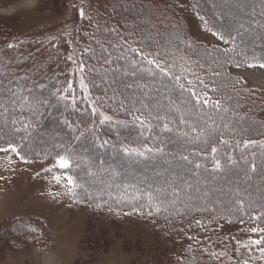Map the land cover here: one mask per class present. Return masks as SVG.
<instances>
[{
  "label": "rangeland",
  "instance_id": "1",
  "mask_svg": "<svg viewBox=\"0 0 264 264\" xmlns=\"http://www.w3.org/2000/svg\"><path fill=\"white\" fill-rule=\"evenodd\" d=\"M111 6L119 10L122 16L120 22L130 26L128 28H134L136 32H150L154 42L152 48L155 50L162 44L171 46L181 40L178 34L185 35L188 41L197 47L190 48L195 56L202 58L195 52L205 49L213 54L211 57H204L210 62L214 60L211 63L222 60L219 52L229 45L217 40L207 31L200 16L205 17L213 30L219 29L221 25L230 26L243 22L245 27L251 26L255 31L245 33L244 43L240 47L249 58L254 54L260 62H264V39L260 38L262 30L258 27L259 23H264V7L261 6L260 0H0V43L30 37L51 42L53 38L59 41L61 36L66 37L72 41L67 48L72 57L70 63L76 66L75 70L80 75L79 40H84L83 33L88 28L90 17L96 12L108 11ZM81 8L84 10L83 17L79 15ZM102 53L104 57L109 55L105 50ZM116 56L123 61L120 67H115L113 72H99L97 80L105 87L103 93L109 90L111 96L120 95L124 100L128 95L136 96L149 102L151 109L161 116H167L170 110L175 109L166 97H170L176 106L187 100L184 95L177 93L171 84L168 85L166 79L151 75L145 68L134 69L132 62L124 64L128 57L119 51ZM222 56L224 60L228 58ZM241 59V56H236L237 61ZM4 63L5 60H2L0 64ZM217 68L214 70L223 73L222 69ZM225 68L230 78L243 77L244 82L238 85L242 90L249 92L245 97L256 96L257 100L264 102V68L245 66L237 69L231 63L225 65ZM133 72L136 73L135 76L131 74ZM141 74L145 77L140 78L138 75ZM68 76L70 78L62 79L61 86L73 82L70 80L73 75L70 73ZM14 77H10L13 82ZM25 83L29 85L30 82ZM141 85L147 87L141 88ZM77 87L80 88L79 81ZM87 99L91 101L88 94ZM241 99L244 101L245 98L242 96ZM248 101L247 99L244 102ZM103 110L99 109L109 115L105 111L107 109L105 112ZM110 114L115 115L113 112ZM177 114L179 116V113ZM40 118L38 130L30 141L32 149L25 147L28 162L11 152L0 153V264L191 262V258L196 254L189 250L187 243L181 242V233H174V222L162 217L128 215L125 212L117 213L107 208H97L91 199L83 195L73 198L65 187L67 181L64 177L68 175L66 169L56 165L57 155L27 157V152L30 153L33 149H40L44 154L52 149L55 152L61 149L69 150L80 142L78 136L73 135L74 129H79L74 115L71 118L69 115L63 118L48 106ZM65 119L72 127L64 124ZM190 119L192 121V118ZM261 119L264 120V110ZM192 122L197 124L198 134H205V129L212 125V121L207 125H198L197 119ZM262 122L258 119H247L250 137L261 136L258 133L261 131ZM10 135L11 128L6 126L3 117H0V145L3 142L2 146H5ZM166 136L172 142H180L153 163L135 166L129 162L125 165L117 162V154L114 151H111V155L96 154V148L85 147L83 152L87 154L83 153L84 155L77 157L78 165L84 170L83 175H78L79 181L83 182L85 175L86 185L106 195L118 182L125 184L144 181L145 185L163 184L165 179H173L174 174H179L193 185L191 195L202 197L194 200L196 205H201L202 200H207L210 206L220 208L228 200H233V204L237 199L246 203L249 198L264 204V171L241 174L224 184L223 178L219 179L216 174L206 175L203 171H198L199 175L196 176L193 171L189 175L188 163L183 165L179 156L184 154L183 149L187 148L190 142L180 140L181 134L175 131ZM15 140L21 143L17 138ZM169 164H175L176 167L170 169L167 167ZM113 172H119L120 175L114 176ZM56 175L62 177L59 183L54 179ZM196 187L200 188V192H196ZM83 190L80 188V191ZM205 191L209 196L203 197ZM185 196L186 193L181 192L183 199ZM250 237L257 238L250 234L244 224L226 222L219 226L205 244V251L210 256H213L212 253L216 254L213 256L214 260L196 257V264H244L245 260L248 264H264V258H261L255 247L249 252L242 246Z\"/></svg>",
  "mask_w": 264,
  "mask_h": 264
},
{
  "label": "trees",
  "instance_id": "2",
  "mask_svg": "<svg viewBox=\"0 0 264 264\" xmlns=\"http://www.w3.org/2000/svg\"><path fill=\"white\" fill-rule=\"evenodd\" d=\"M121 14L119 10H116L114 7H108V11L104 13L96 12L94 13L89 21H88V28L85 29L83 33L84 40H79L80 43V64L81 62L85 66L84 73L77 74V70H75L74 65L70 63V54L67 50L70 43L72 42L66 37H62L59 41H55L54 38L51 39V42L40 41L37 37H30L22 40L17 41H5L0 43V63L2 60H5L3 65L0 64V81L3 82L5 86L8 85L7 79L10 77H14V82L12 87L22 86L29 89H33V94L38 95L44 98H49V107L51 111L55 112L59 116L67 117V115L72 117L74 115L76 124L79 126V129L74 131L75 136H79V132L85 130L86 128H92L96 135L101 137L102 140H108L109 144L105 145L104 147H100L99 143L93 137V135L89 132H85L84 136H79V143L77 145L71 146L69 150H59L54 151L52 149L50 152H46L44 154L41 153L39 150H32L30 153L27 152V157L30 156L34 157H47L49 156H56L58 155H69L72 161V166L66 170L68 175H72L73 178L81 185H83V189L87 188L89 192L93 193V198L91 199L95 205L101 204V208L109 209L111 207L112 211L117 213H131V214H139L134 211L133 203L137 207L140 204L146 203V197H141L137 200H132L134 195L139 196V193H134L132 189H128V197L123 200L122 202H117L115 197L122 191V188L126 184H137L139 187L145 188L147 185L145 183L140 182H130V183H120L118 182L113 189H111L112 198H110L107 194L104 195L96 190V188H92L90 185H86L87 178L83 177V182L79 181L78 175H83L84 170L83 167L78 165L77 157H80L84 154L85 147H93L96 148V154H109L111 155L114 151L117 154V162L122 165H125L126 162L135 166L136 164H147L153 163L157 160V158L161 157L163 154L157 153H149L148 158L139 157L135 155H126L122 150V145H132L136 146L139 143H145L149 147H155L157 145L164 147L165 152L167 150L174 148V145H177L180 141L172 142V140L167 139V134L170 132L162 131L160 121L153 120V128L151 132L144 131L143 135H141L142 129L140 128L139 124L131 123V116L127 114L126 109H131L132 105H135L136 108H140L141 111H144L142 105L147 104L149 109L152 111L153 115H160L157 114L153 109H151L149 102H145L144 100H140L136 98V96L128 95L127 99L121 98L119 95L118 97L109 94V90L105 93L102 90L105 89L99 82V72L111 71L115 70V67H120L123 61L120 59L119 56H116L117 52L126 55L128 59L124 60L125 62H132L133 60L137 61L135 65L132 67L134 69H148L151 68L156 75L161 77L162 79H166L168 81V85H172L176 89V92L179 94L184 95L187 100H190L191 97L187 92L188 87L194 88L198 93L200 92V87H198L197 77L204 80L206 84L210 85L211 87H219V92H211L209 89V95L213 99L222 98L225 96H231L232 100L227 101L225 100L224 103L226 106L230 107V111L228 113H221L220 115L224 116V120L221 121L219 116L215 113H210L214 120H216V125L219 126L220 132L223 133V138L231 141L229 145H222L219 143V133L213 132L211 127L205 132V136H208L211 133L209 140L210 143L218 148V152L216 153L217 158L221 160L222 163V170H215L213 167V157L210 154V147L208 143L204 142L203 137L198 142H193L192 138L197 136L198 130L195 132L191 131L189 126H183L184 131L189 132L188 137H184L181 135L179 138L180 140H184L187 142L188 140L190 144L187 148L183 149L184 154L189 155V158L195 162H199L205 167L200 169H194L192 164H188V168L190 169L188 174L190 175L191 172L203 171L206 175H218L219 179L223 178L222 183H226L232 179L238 178L239 175L244 174H255L261 171H264V146L259 144L255 146H251L249 148H244L243 144L240 147H235L236 140H244V139H252V140H264V120L261 119V113L264 110V102L262 100H257V98H247L245 95H248L249 92L245 89L242 90L239 88L237 84L236 87L240 89V94L237 95L235 91H233L232 85L230 81L232 78L228 76L225 70V65L222 63L224 61L222 50H220V55L222 60L218 59L221 63H211L206 58H198L195 56L190 48H197L193 46V44L188 41L185 35H180L181 40L176 41L173 45L167 46L162 44L158 49L152 48V37L150 36V32L142 31L136 32L134 28H128L130 26H126L123 22H120ZM127 27V28H126ZM173 35V34H172ZM11 45V47H10ZM191 45V47H189ZM231 47V45H229ZM132 48H138L141 52L145 54L155 53L160 51L161 53H165V59L169 62V66H171V70L173 73L179 75L180 74V66L183 65L185 71L183 73L182 79L180 83L185 85V89L182 91L179 88V85L171 80L169 77H162L159 73V70L155 68L154 65H149L147 60L141 57L138 53H133L130 51ZM228 48V47H227ZM87 49V51H85ZM110 53L111 55L103 56V51ZM196 51V50H195ZM228 55H231L229 53ZM103 56V57H102ZM151 59V56H148ZM183 58V59H182ZM105 59H111L112 63L106 64L104 63ZM199 61L200 66H198L194 61ZM10 64V65H9ZM108 65L111 67L109 68ZM79 66V65H78ZM218 67V68H217ZM216 69H222L223 73L220 76H213V72H217ZM112 69V70H111ZM72 74V78L70 79L73 81L72 87L75 89V95L77 98L76 106L73 107L71 100L63 101L58 100L57 96H51L50 93L55 91V89L59 88L63 90L67 87L66 85L61 86V81L65 77H69V74ZM76 73V74H75ZM83 75L85 77V83L88 85V95L91 101L94 103H90L85 96L84 91H81V88L77 87L78 81L80 82V78ZM135 76V75H134ZM140 78L145 77L143 74L138 75ZM155 76V75H154ZM76 77V79H75ZM191 80L193 83L191 85L187 84V81ZM25 81H29V85L25 83ZM215 81V83H213ZM7 82V83H6ZM40 85H44L45 87L40 88ZM60 94H64L63 91ZM244 97V101L249 100L248 102L242 101L241 97ZM100 98V99H97ZM121 102H123V107H121ZM194 102V101H193ZM237 103H239L240 107H237ZM182 104V103H181ZM178 104V106L183 110L185 105ZM97 107L100 110H105L113 118V122H106L104 124H100V119L102 117L99 113L93 114L92 108ZM103 110V111H104ZM45 111V108H41L40 112L34 113L30 111L27 106L21 108H17V110L13 112L6 113L5 116L7 117V122L5 125L11 128V135L6 140H12L13 142L17 141L18 139L21 144H23L29 150L32 149L30 143L34 132L38 130V124L41 122L40 115L42 112ZM104 111V112H105ZM110 112H113L115 115H111ZM139 114V113H137ZM259 116V117H258ZM169 120H176L178 118V114L175 109L170 110L169 114H167ZM241 117L244 119L241 121ZM68 119L71 123V119ZM192 121L197 119L196 117H191ZM207 119V117H205ZM247 119L252 120H260L263 121L261 123V131L258 133L261 136L258 138L250 137V133H248L249 129L246 125ZM12 120H17V123L13 126L11 124ZM4 121V117H3ZM115 121H128L129 123L125 124H117L114 123ZM240 121V125L238 127H242L247 131L240 133L238 132L235 136L227 129L224 128V124L228 123L230 125H236V122ZM208 122H211L208 121ZM194 123V122H192ZM198 125H205L203 121H198ZM29 125L28 131H23L24 125ZM211 124V123H208ZM171 127V124L169 125ZM259 126V127H260ZM13 127L21 128L20 132H14ZM23 137V139H21ZM81 139V140H80ZM170 142V143H169ZM187 144V143H186ZM2 145L4 143L2 142ZM0 145V146H2ZM25 148V149H26ZM34 148V147H33ZM64 149V148H63ZM203 150V155H192V153H200ZM84 153V154H83ZM253 153L255 155L253 156ZM30 154V155H29ZM232 156L233 159L237 161L236 164H230L228 161V156ZM76 157V158H75ZM247 161V162H245ZM183 165L186 162L183 161ZM251 163H255L257 168L255 172H251L250 165ZM170 169H173L175 164L168 165ZM173 167V168H172ZM117 185L121 187L118 188ZM145 185V186H144ZM78 197L79 195H83V192L80 191V188L77 190ZM181 199H183L181 197ZM253 204L251 208L248 207L249 204ZM245 204V211L252 213H259L260 210L264 209V204H260L257 200L249 198L248 202H244ZM227 205V206H224ZM209 209L215 208L216 211H207V212H188L187 215H171L168 216L167 220L174 222L173 231L174 233H181L180 238L181 242L187 243V246L190 251H194L196 255L191 258V262L189 264H196L197 258L207 257L209 260L213 259V256H210L209 253L205 251V244L209 237H211L219 226L222 224L229 222L239 223L240 219H243L245 222L243 223L250 234L256 236V234L251 233L250 229L253 226H256V223L249 220L247 216H244L243 213L235 212L234 210L238 207L237 205L233 204V200L227 201L223 204V207H214L210 206L209 204L204 205ZM179 207V204L177 205ZM144 212V216L147 215V207L141 209ZM170 212H174L173 209L169 210ZM153 212L155 210L153 209ZM167 214L161 212L159 214H154L152 217H162L165 218ZM150 217V216H148ZM217 217V219H213ZM225 217V218H220ZM180 223H177L178 221ZM201 220L203 221V227L198 226L195 221ZM264 226V225H260ZM193 252V253H194ZM197 257V258H196ZM214 260V259H213Z\"/></svg>",
  "mask_w": 264,
  "mask_h": 264
},
{
  "label": "snow or ice",
  "instance_id": "3",
  "mask_svg": "<svg viewBox=\"0 0 264 264\" xmlns=\"http://www.w3.org/2000/svg\"><path fill=\"white\" fill-rule=\"evenodd\" d=\"M260 4L262 7H264V0H260ZM79 15L81 17L84 16V10L81 8L79 10ZM200 20L204 23L205 29L211 34L217 38V40L222 41L225 45H231V47L224 48L222 50V54L227 56L228 58L224 60L222 63L224 65H227L231 63L235 68H264V62H260V59L256 57L254 54L251 58L244 52V50L240 47L241 44L244 43L245 39V33H251L255 31V28L245 27V24L243 22H239L234 25L230 26H224L221 25V27L217 30H213V28L209 27L208 21L205 19L204 16H200ZM259 29H261V39H264V23L258 24ZM11 47V45H10ZM191 47V45H189ZM87 51V49H85ZM133 53H138L141 57L147 60V63L149 65H154L156 69L159 70V73L162 77H169L171 80L175 81L179 88L183 91L185 89V85L183 83H180L183 73L185 71L183 65L180 66V74L177 75L172 72L171 66H169V62L167 59H165V53H161L160 51H157L155 53H149L145 54L140 51L138 48H132L130 49ZM231 53L232 55H228ZM196 55L204 57H211L213 54L209 52L207 49L204 51H196ZM111 54L109 53V56ZM148 56H151L152 58L149 59ZM236 56H241L242 59L237 61ZM123 58V56H121ZM69 59H72V57H69ZM183 59V58H182ZM216 63L220 64L221 62L219 60L215 61ZM104 63L110 64L112 63L111 59H105ZM133 65L137 63V61H132ZM198 66H200V62L194 61ZM78 71L80 73H84L85 66L81 62V64L78 67ZM147 71L151 75H156L152 71L151 68H148ZM132 75H136L135 72L131 73ZM213 76H220L221 73L219 72H213ZM198 81V87H200V92L198 93L194 88L188 87L187 92L189 93L191 99L182 101V103L185 105L184 109L182 110L179 106H176L172 101L170 97H166V99L169 100L170 104H173V107L175 108V111L179 113V116L176 120H169L167 116H160V115H153L152 111L149 109L147 104L142 105L144 111H141L140 108H136L135 105H132L131 109H126L127 114L131 116V123L133 124H139L140 128L142 129L141 135H143L144 131L151 132L153 128L152 121H162L161 129L162 131L166 132H178L184 137L189 136L188 131H183V126H189L191 128V131L195 132L197 130V124L192 123L191 117H196L197 121H203L205 125L208 124V121H212V125L209 127L212 128L213 132L219 133V143L222 145H229L231 141L223 138V133L220 132L219 126L216 125V120L213 119L212 115L210 113H215L219 116V119L221 121L224 120V116L220 115L221 113H228L231 109L230 107L226 106L224 101H231V96H225L218 99H213L209 95V89L211 92H219V87H211L209 84H206L204 80L197 77ZM243 81V77L237 76L234 77L230 83L232 85L233 91L236 92L237 95L240 94V89L236 87L237 84H241ZM193 81L188 80L187 84L191 85ZM215 83V81H213ZM13 80L9 79L8 85L5 86L2 81H0V117H4V122H7V117L5 116L6 113L9 112H15L17 108H23L27 106L30 111H33L34 113H39L41 108H46L49 106V98H44L38 95L33 94V89H29L22 86H16L12 87ZM40 88L45 87L44 85H40ZM128 87H131V85H128ZM147 87V85H141V88ZM80 88L84 91L85 96L88 94V85L85 83V77L81 75L80 77ZM63 91L64 94H60ZM51 96H57L58 100H71L72 106H76V95H75V89H73L72 84L68 83L67 87L63 90L57 88L55 91H52L50 93ZM100 99V98H97ZM194 101V102H193ZM91 103H94V101H90ZM123 102H121V107H123ZM237 107H240L239 103L236 105ZM163 107V105H161ZM99 112V115L102 117L100 119V124H104L106 122H113V118L110 115H105L103 112H100L97 107L92 108V113L96 114ZM139 113V114H137ZM207 117V119H205ZM241 121L244 119V117L240 118ZM64 124L68 125L69 127H72L71 123L65 119ZM17 123V120H12L11 124L14 126ZM114 123L117 124H127L128 121H115ZM172 124L173 127H170L169 125ZM240 125V121L236 122V125H230L228 123L224 124V128L227 129L229 132L235 136L238 132L243 133L247 131L246 129L242 127H238ZM29 125H24L23 131H28ZM208 129L206 128L205 131ZM14 132H20L21 128L13 127ZM75 131V129H74ZM85 132H89L93 135V137L96 139V141L99 143L100 147H104L105 145L109 144L108 140H102L101 137L97 136L95 131L92 128H86L83 131L79 132V136H84ZM211 133H209L208 136H205L204 133H199L197 136L193 137L192 140H200L203 136L204 142L209 144L210 147V154L213 157V167L215 170H222V163L219 158H217L216 153L218 152V148L210 143L209 137ZM79 136L77 138H79ZM2 139V137H0ZM23 139V137L21 138ZM243 144L244 148H249L251 146H255L257 144L264 146V140H252V139H244V140H236L235 147H240V145ZM122 150L126 155H135L139 157H145L148 158L149 153H157V154H166L165 149L162 146H155V147H149L145 143H139L136 146L132 145H122ZM14 153L16 156H18L21 160H24L25 162H28L26 159V149L25 146L21 143L13 142L12 140H8L5 143V146H0V153ZM203 150L200 153H192V155H203ZM255 153H253V156ZM179 159L182 161H185L188 164H192L194 169H200L202 167H205V165L195 162L189 158V155L186 154H180ZM228 161L230 164H236L237 161L233 159L232 156H228ZM247 162V161H245ZM102 163V162H101ZM56 165L59 166L61 169H69L72 166V161L70 159L69 155H57L56 157ZM256 164L251 163L250 170L251 172L256 171ZM51 171V169H49ZM107 171V169H105ZM114 176L120 175L119 172H113ZM193 175L198 176V171H194ZM54 179L59 183L62 179L61 176L56 175L54 176ZM66 179V189L69 194L73 198H76L78 193V188H83V185L79 184L72 175H66L64 177ZM141 183H145L144 181H141ZM111 186H109L110 188ZM118 188H120V185H117ZM132 189L134 193H139V196L134 195L132 197V200H137L141 197H146V203H142L137 207L135 203H133V209L135 212L139 213L140 215H144L145 213L141 211L142 208L147 207V215L152 216L154 214H159L161 212L166 213L165 219L168 218V216L171 215H187L188 212H207V211H213L215 212V208L209 209L208 207H205L204 205H207V200H202L201 205H196L194 203V200L202 199V197H193L191 195V191L193 189V185L186 180L183 176L179 174H174L173 179H165L163 184H148L147 187L142 188L139 187L137 184H126L123 186L122 191L115 197L117 202H122L128 197V189ZM181 192H185L186 196L184 199H181ZM196 192H200V188L196 187ZM110 198H112L111 191H108L106 193ZM236 195L238 196L239 193L237 192ZM83 196L92 199L93 193L89 192L87 188H84L83 190ZM209 196V193L205 191L203 193V197ZM219 203V201H217ZM180 205V207H177V205ZM235 204L238 206L234 211L243 213L244 216H247L249 220L256 223V226H253L250 231L253 234H256L257 238H249L248 242L243 244L242 246L246 249H248L249 252L252 251V248L255 247V249L260 253L261 258H264V209L260 210L259 213H249L245 211V204L243 200L237 199L235 201ZM254 202L252 204H249L248 207L251 208L253 206ZM97 208L102 207L101 204L96 205ZM153 209L155 212H153ZM173 209L174 212H170L169 210ZM111 207L109 208V211H111ZM130 215L131 213H127ZM225 218V217H220ZM214 220L217 219V217L213 218ZM241 224H243L245 221L243 219H240L239 221ZM195 223L198 226L203 227V221L197 220ZM229 223H231V220H229ZM239 244L240 242L237 241ZM211 255H216L215 253H212ZM244 264H248V261L245 260Z\"/></svg>",
  "mask_w": 264,
  "mask_h": 264
}]
</instances>
